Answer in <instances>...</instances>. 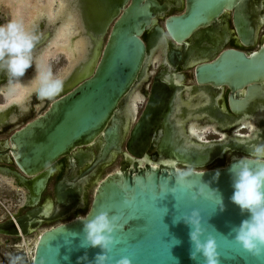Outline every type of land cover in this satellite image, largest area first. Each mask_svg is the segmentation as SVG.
Returning <instances> with one entry per match:
<instances>
[{"label": "water", "instance_id": "1", "mask_svg": "<svg viewBox=\"0 0 264 264\" xmlns=\"http://www.w3.org/2000/svg\"><path fill=\"white\" fill-rule=\"evenodd\" d=\"M77 2L82 27L89 33L94 48L82 68L74 69L68 76L66 81H73L72 88L51 101L42 115L10 136V152L21 173L0 168V174L28 191L25 207L31 210L23 217L15 216L14 220L9 217L0 222V234L4 236L18 237L19 229L28 236L31 229L40 225L39 217L44 211L36 205L51 174L50 167L58 159L77 148L97 147L98 157L81 175L84 178L97 164L109 161L120 151L124 123L117 118V111L147 70L149 52L141 40L142 34L152 31L149 45H155L153 50L157 43L164 42V31L157 17L164 16L167 5H159L155 0ZM235 2L238 0H187L186 12L167 17L164 29L172 42L185 44L190 37L204 32L223 8L237 6ZM238 22L240 38L244 42L251 40L245 22ZM100 36L105 41L97 55L95 44ZM42 43L37 41L33 50ZM174 58L178 61L180 55L172 50L168 60L173 66ZM92 60H95L93 70L86 74ZM194 73L199 86L228 85L232 90L248 86L247 97L264 102V45L249 56L225 50L213 62L198 65ZM80 74L81 79L75 81ZM162 105L160 92L153 88L148 106L130 130L126 150L136 158H145L162 123L155 145L161 157L172 164L123 166L100 180L84 215L47 228L39 235L31 264H95L94 258L101 249L86 246L81 218L103 210L120 217L113 234L117 242L109 253L108 264H116L122 257H128L132 264H204L202 257L190 258L194 248L190 232L194 227L187 221L193 210L199 213L201 239L210 234L216 238L220 264H264V257L252 256L234 240V229L248 218V213L231 202L233 177L229 168L244 157H231L226 163L205 169L222 160L226 148L249 154L252 150L246 145L254 140L214 142L208 146L189 144L182 126H176L175 120L180 118L178 111L166 110ZM237 105L242 107H232L233 113L244 114L246 100ZM260 113L245 114L259 116ZM197 114L193 111L190 118ZM183 115L185 119H179L181 123L190 119L187 111ZM263 128L264 123H259V130ZM176 163L190 169L177 170ZM177 171H191L192 175L177 183ZM217 171L219 178L215 179ZM65 187L64 178L54 189L61 206L74 201L73 191H65ZM221 197L223 210L218 203ZM84 256L87 258L79 259Z\"/></svg>", "mask_w": 264, "mask_h": 264}, {"label": "flooded vegetation", "instance_id": "2", "mask_svg": "<svg viewBox=\"0 0 264 264\" xmlns=\"http://www.w3.org/2000/svg\"><path fill=\"white\" fill-rule=\"evenodd\" d=\"M155 1L159 5L168 6V9L164 11V16L157 17L158 24L164 31V42L157 43L156 48L153 50L152 48L153 46L155 47V45H149L150 38L152 37V31L149 30L142 34L141 40L148 48L149 53L147 57L146 74L139 82L140 84L138 83V91L144 95V102L140 105L139 115L136 121L139 120L143 111L148 106L153 88L155 91L158 90L160 92V99L163 103L162 106L165 107L166 110L171 109V111L174 112L178 111L181 120L185 119L183 114L184 112L188 111L186 109L187 107L182 104V100H186L187 97L196 98L200 94H203L207 98V102L205 106H200L199 108H196L195 111L198 113L203 111L208 113L209 116L213 118L214 122L221 127L228 126L230 129H235L237 126H239L243 116L254 117L245 113L264 112L263 101H258L256 99L247 97L248 86L238 90H232L228 87V85L220 87H213L211 85L199 86L195 81L194 73L195 68L198 65L213 62L225 50L232 49L240 51L246 56L258 52V50L264 45V0H238V2L234 3L237 6L228 9L223 8L224 10L221 11L222 13L204 30V32L190 37L185 42V44H176L172 42L168 37L163 24L167 17L177 16L183 12H186L187 0ZM239 5L242 7L236 8ZM79 20L81 22L80 13ZM238 21L245 22L246 29L249 30L248 32L251 31V40L244 42L240 38V34L238 33ZM46 33H48V37L45 41H43L45 39L44 37H46ZM36 37L38 38L37 41H43V44L39 45L36 50H33L32 67L29 68L25 72V75L19 78V80H23V78H27L32 72H35L36 63L34 60V55L41 50L40 48H44L48 44V40L52 37V32L46 31L41 36L38 35ZM171 44H173L172 47L170 46ZM156 50H159L158 54L160 55V64H157L156 68L153 69L151 65H148V60L153 58L154 53L157 52ZM172 50L180 55L178 61L176 58H174V66L171 65L168 60V55ZM60 68L61 67L59 66L56 72ZM15 82L16 80H13V78H11L5 70L0 69V91H3ZM59 87L60 85L58 88ZM262 87L264 88V84ZM52 91L45 92L44 95L41 96L39 94L40 91L37 90L29 96V99L27 100V107L15 106L7 112H4L3 115L0 114V168H7L11 171H17L21 173L17 168L14 158L10 152V136L15 131L23 128L26 124L42 115L49 107L51 101L62 95L53 96ZM130 95L131 94H129V96ZM245 100L246 105L243 106L244 110L240 109L244 111V114L233 113L232 107H242L238 106L237 104ZM0 101V104H2V97H0ZM231 102L233 103L231 104ZM128 103L129 102H126V99L123 100L117 111V118L121 120L122 123H124L123 113H125L123 111L125 105ZM181 120H175L176 126L182 125L183 122L181 123ZM191 120L192 118L187 119L184 122L188 123ZM259 120L256 121V128L257 132L260 134L258 133V135H255L256 137L250 139L254 140V142H252L250 145H246V147L252 151L257 146H259V144L264 142V137H262L264 134V128L261 131L259 130V123H264V121H261V119ZM134 124L135 123L130 125L127 134L125 137H122L120 151L118 153H114L109 161L97 164L84 178H80L81 175L89 167H91L98 157L99 149H97V147L94 145L77 148L68 156L58 159L53 165H51V174L47 180L43 192L40 195L39 202L36 205V208H41L44 211V215L39 217L41 219L39 221L40 225L35 230L31 229L32 232L29 235H35L38 230L44 226L50 228L58 224L69 222L84 215L89 208V206L86 208L87 190L89 188H93V193L96 184L100 180H103L107 176L118 172L121 167L124 166L126 168H132L134 164L143 167L146 163L154 165L157 164L160 159H163L164 161L167 160L161 157L158 147L155 145V140L157 139L158 133L161 130L162 123H160L155 132V137L150 142V145L145 153V158L139 159L129 154V152L126 150V142L129 139L130 130ZM209 140L216 141L217 137L214 136ZM228 141H231V139L225 142L227 143ZM238 142L245 143L241 141ZM249 154L226 148L223 153L222 160L225 157H227L228 160L231 157H247ZM117 161H119V165L117 167L118 171L108 172L107 170ZM175 166L181 170L190 169L179 163H176ZM0 177L5 176L0 174ZM26 178L31 180L29 177ZM64 178L66 184L65 191L70 190L74 193V201L68 206H61L57 203L54 191L57 183L61 182ZM12 181L15 186L26 190L15 180L12 179ZM25 193H28V191L26 190ZM27 195L28 194L25 195V198ZM25 202L14 216L23 217L28 211L30 212L31 208L29 209L25 207ZM6 220L7 219H4L0 222H4Z\"/></svg>", "mask_w": 264, "mask_h": 264}, {"label": "bare ground", "instance_id": "3", "mask_svg": "<svg viewBox=\"0 0 264 264\" xmlns=\"http://www.w3.org/2000/svg\"><path fill=\"white\" fill-rule=\"evenodd\" d=\"M78 12L77 0H0V24L6 23L9 20H16L22 23L26 32H31L35 36H38L44 27L54 31V36L48 40V44L44 49L34 55L36 63L35 72H32L29 77L16 81L8 88L0 91V97L3 99L2 104H0V114L3 115L4 112L15 106L27 107L29 96L37 90L43 89L44 93L53 90V96H58L72 88L73 81L68 83L66 81L68 76L74 69L82 68L83 64L90 59L91 50L94 48L93 42L89 38V33L87 34L82 28ZM39 19L41 23L39 22V25L32 30ZM45 35L46 37L43 41L48 37V33ZM103 40L104 38L101 36L96 39L97 55ZM156 51L153 58L148 60V65H151L153 69L156 68L157 64H160L159 50ZM59 60H63L64 65L54 74L51 71V64ZM94 64L95 60H92L90 67L85 72L86 74L92 72ZM81 77V74L76 76L75 81L81 79ZM139 84L135 86L131 95L128 96L129 98H126V102L129 103L125 105L123 111L125 112L123 113V137L127 134L130 125L138 119L140 105L144 102V95L138 91ZM59 85L60 87L58 88ZM182 102L187 107V117L190 118V113L195 111L196 108L205 106L207 98L203 94H200L196 98L187 97ZM263 117L264 112H261L259 116L254 115V117L243 116L239 126L235 129H230L228 126H218L213 118L203 111L198 113L188 123L183 122L181 128L185 132L187 139H189V144L201 146L206 144L208 146L217 141L225 142L230 139L245 142L256 137V121ZM214 136L217 137L216 141L208 139ZM259 146H264V142L259 144ZM159 164L167 166L172 163L169 160L164 161L160 159L157 164L152 166L157 167ZM175 168L181 170L177 166ZM115 171L118 170L116 169ZM3 187L18 195V203L20 204L16 205V207H22L26 199L25 195L28 194L25 193L26 190L15 186L10 178L0 177V189ZM10 216L13 220L15 219V216ZM44 230L37 232L34 239L29 241L19 229L18 237L23 239V243L16 246L6 247L0 242V264H31L34 247L39 235ZM0 236L4 237L3 234H0ZM13 249L17 250L16 254H20L17 261H14L11 257ZM21 256L24 257L21 258ZM3 259L9 261L4 262Z\"/></svg>", "mask_w": 264, "mask_h": 264}, {"label": "clouds", "instance_id": "4", "mask_svg": "<svg viewBox=\"0 0 264 264\" xmlns=\"http://www.w3.org/2000/svg\"><path fill=\"white\" fill-rule=\"evenodd\" d=\"M37 39L16 20L0 24V69L5 70L13 80L23 77L32 67V52ZM39 94L44 95L43 89ZM229 171L233 177L231 202L248 213V218L234 229V240L252 256L264 257V146H257L247 157L231 164ZM191 175V171H177L176 182L182 183ZM214 178H219V171ZM218 203L223 210L222 197ZM119 220V216L110 214L108 210L81 218L86 246L101 249L94 258L95 264H108L109 253L117 242L113 234ZM187 222L194 227L190 232V240L194 244L190 258L197 260L202 257L204 264H220L216 238L210 234L201 239L199 213L193 210ZM116 264H132V261L122 257Z\"/></svg>", "mask_w": 264, "mask_h": 264}, {"label": "rangeland", "instance_id": "5", "mask_svg": "<svg viewBox=\"0 0 264 264\" xmlns=\"http://www.w3.org/2000/svg\"><path fill=\"white\" fill-rule=\"evenodd\" d=\"M39 22H40V19L37 21V23L34 25V28H32V30L33 29H35V27L37 26V25H39ZM41 23V22H40ZM33 27V26H32ZM83 28V27H82ZM31 29V28H30ZM31 30V31H32ZM46 31H51L52 32V37L54 36V31H52V30H50V29H47L46 27H44L42 30H41V32H40V36L44 33V32H46ZM30 34H31V32H30ZM51 37V38H52ZM105 41V40H104ZM41 50L42 49H44V48H40ZM40 50V51H41ZM39 52V51H38ZM37 52V53H38ZM81 57V56H80ZM64 65V61L63 60H59V61H57V62H54V63H52L51 64V71H52V73H56V70L58 69V67L60 66V67H62ZM0 103H1V101H0ZM213 137H209L208 139H212ZM227 157H225L222 161H216V162H214L211 166H209V167H207V168H205V169H208V168H214V167H217V166H219V165H221L222 163H226L227 162ZM118 165H119V161H117V162H115L107 171L108 172H113V171H115L116 169H117V167H118ZM7 178V177H6ZM92 189L93 188H89L88 190H87V196H86V208L89 206V204H90V202H91V198H92ZM19 202V197H18V195L16 194V193H14V192H11L9 189H7L6 187L4 188H2V189H0V221L1 220H4V219H8L9 217H11L10 215H14V214H16V212H18L19 210H20V208L21 207H16V205H19L20 203H18ZM86 208H85V211H86ZM48 227L47 226H44L43 228H40L39 230H38V232L39 231H41V230H43V229H47ZM34 237H35V235L33 234V235H28V236H26V239L27 240H31V239H34ZM23 239L22 238H13V237H3V236H0V242L4 245V246H16V245H18V244H22L23 243V241H22ZM16 252H17V250H15V249H13L12 251H11V253H12V259L14 260V261H17L18 259H19V257H20V254H16ZM1 254V253H0ZM22 257H24V256H21V258ZM3 261L4 262H7V261H9V260H7V259H3ZM27 261H28V259H27Z\"/></svg>", "mask_w": 264, "mask_h": 264}]
</instances>
